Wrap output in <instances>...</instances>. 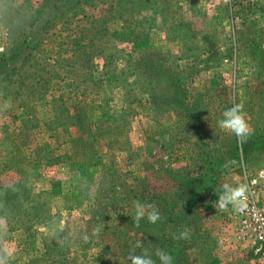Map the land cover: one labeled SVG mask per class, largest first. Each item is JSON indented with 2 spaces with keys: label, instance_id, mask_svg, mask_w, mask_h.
I'll return each instance as SVG.
<instances>
[{
  "label": "rangeland",
  "instance_id": "374dc122",
  "mask_svg": "<svg viewBox=\"0 0 264 264\" xmlns=\"http://www.w3.org/2000/svg\"><path fill=\"white\" fill-rule=\"evenodd\" d=\"M259 169L264 0H0L3 264H264L218 206Z\"/></svg>",
  "mask_w": 264,
  "mask_h": 264
},
{
  "label": "clouds",
  "instance_id": "9594fccd",
  "mask_svg": "<svg viewBox=\"0 0 264 264\" xmlns=\"http://www.w3.org/2000/svg\"><path fill=\"white\" fill-rule=\"evenodd\" d=\"M222 115L223 119L219 121V127L226 132L235 134L239 142L243 143L246 138L251 135V129L245 120L243 106L241 104H234L231 108L226 109ZM225 187L228 188L227 185H225ZM245 193V185L230 188L228 194L220 198L218 202L219 209L221 211H226L228 205L231 204L236 212H244L247 208V197ZM135 207L136 215L133 222L138 227L140 218L144 216V212L141 210L140 202L137 201ZM147 218L150 223H156V221L160 219V215L158 212H149ZM97 232H99V229H97ZM185 238H187V232L180 233L179 236L174 237V239ZM136 246L140 247V243L138 242ZM144 251L145 255H132L129 253L128 259L131 260V264H155V261L146 255L147 250L145 249ZM156 255L159 257L162 264H172V256L169 253L157 249ZM0 264H3V261H0Z\"/></svg>",
  "mask_w": 264,
  "mask_h": 264
},
{
  "label": "built area",
  "instance_id": "2783aa9c",
  "mask_svg": "<svg viewBox=\"0 0 264 264\" xmlns=\"http://www.w3.org/2000/svg\"><path fill=\"white\" fill-rule=\"evenodd\" d=\"M242 185L246 186L247 208L236 212L232 206L231 218L236 220V238L247 243L264 263V169H259Z\"/></svg>",
  "mask_w": 264,
  "mask_h": 264
}]
</instances>
